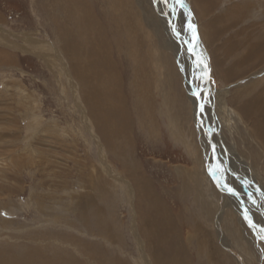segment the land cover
I'll return each mask as SVG.
<instances>
[{"label":"rangeland","instance_id":"rangeland-1","mask_svg":"<svg viewBox=\"0 0 264 264\" xmlns=\"http://www.w3.org/2000/svg\"><path fill=\"white\" fill-rule=\"evenodd\" d=\"M182 5L189 7L197 26L189 23L188 11H183L186 21L174 18L177 7L185 9ZM88 16L91 21L81 24V17ZM162 19H174L173 25ZM167 25L179 45H189V38L190 55L197 33L189 26L198 31L201 59L211 68L207 99V67L199 74L190 65L193 59L188 71L187 59L178 62L166 43ZM80 32L97 38L86 45L78 41L87 58L74 66V77L59 44L65 36L79 40ZM254 45L253 63L241 66ZM95 48L109 50L112 59L115 74L108 87L113 92L108 87L97 91L105 97L111 92L117 115L107 102L86 106L88 93L78 89L81 68L91 63L97 71L102 63L90 60ZM190 77L196 88L190 89ZM198 79L205 81L203 87ZM136 88H144L149 100L140 98ZM261 93L264 0H0V247L14 248L18 255L50 253V258L82 248L110 263L121 259L120 264H155L158 258L163 264H264V239L249 222L264 229V171L255 152L260 140L254 116L243 108ZM209 137L218 158L221 150L219 159L210 158ZM211 159L219 172L211 171ZM130 177L148 183L167 217L148 214L149 207L145 212L147 200L132 196ZM219 183L227 195H233L232 187L239 190L236 198L242 196L240 204L248 208L243 224L235 213L222 215ZM85 201L97 204L98 213L87 209ZM211 204L223 218L221 232ZM109 213L112 225H107ZM166 224L172 231L163 238ZM151 225L159 228L153 231Z\"/></svg>","mask_w":264,"mask_h":264},{"label":"bare ground","instance_id":"bare-ground-1","mask_svg":"<svg viewBox=\"0 0 264 264\" xmlns=\"http://www.w3.org/2000/svg\"><path fill=\"white\" fill-rule=\"evenodd\" d=\"M173 1V0H172ZM161 3H162V0H161ZM159 4V3H158ZM173 5L172 6H174V3H172ZM183 6V8H185L184 10H182L181 8H179V7H177L178 9H177V11L176 12H174V18H176V17H180V18H182L184 21H186L187 20V16H185V14H184V12L183 11H188V16L191 18V20L189 21V23H193V25L195 26L196 25V22H195V18L193 17V14L191 13V12H189V7L188 6H186V5H182ZM166 9V8H165ZM161 11V10H160ZM163 13V12H162ZM176 13H178V15H176ZM187 13V12H186ZM168 14V13H167ZM165 17V16H164ZM91 21V19H90V17L88 16V17H86V18H83V17H81V19H80V22H81V24H83V22H87V23H89ZM162 21L164 22V23H166L167 24V21H169L170 22V24H172L173 25V21H174V19H170V20H167V19H162ZM163 23V24H164ZM129 24H130V26H131V28L133 29V30H135V29H137L135 26H133V19H132V16H131V14H130V20H129ZM168 26V25H167ZM171 25H169L168 26V28L169 29H166V31L168 30V32H169V35L168 36H170V38L168 39L167 37H165L166 38V40H167V44L168 45H170V49H171V51H172V53H174V56L176 57V59L178 60V62L181 64L183 61L182 60H186V67L188 68V66L190 67V65L192 66V65H196V67L199 69V74H200V69H203L204 67H207V69H208V72H209V75L208 76H203V78L205 79L206 78V80H207V87H206V90H205V92H204V98L205 99H207V97H208V94H209V92H210V89H211V83H210V77H211V68H209V66L207 65H205V63H204V61L201 59V56H200V51L202 50V45L200 44L201 43V41H200V35L198 36V31L195 29V27H193L192 26V28H191V31L192 32H194V33H197V36H196V44H195V46L193 47L194 49H193V51H191V52H193V53H191V55H190V53H189V51L192 49V47H191V43H190V40H189V38L188 39H186V40H188L189 41V48L187 49V45L185 46V45H183V44H181V45H179L180 44V41H178L177 39H175V32L173 31V29H172V26L170 27ZM197 26V25H196ZM166 28V27H165ZM193 29H194V31H193ZM167 32V33H168ZM178 32V31H177ZM154 33H155V35L157 36L158 35V33H157V31H154ZM179 33V32H178ZM167 35V34H166ZM180 36H182V35H180ZM79 40H77V39H71V38H69L68 36H65L63 39H61L60 40V46L62 47V49H63V51L66 53V55H67V57H68V59H69V63H70V66H71V70H72V73H73V71H74V66H76V65H80L83 61H84V59L85 58H87L85 55H84V53L79 49V43L81 44V45H86L87 43H89L90 42V40L91 39H93V38H97V36L95 35V34H93V33H83V32H80L79 33ZM62 40H64L65 41V43L62 41ZM78 41H79V43H78ZM159 41L161 42V38H159ZM183 41V40H182ZM262 43V42H261ZM133 45L134 44H129L128 45V48H130L129 50L131 51V54H133V55H136L137 53H136V51H134L133 49H134V47H133ZM259 45V44H258ZM261 46V45H260ZM60 47V48H61ZM183 47V48H182ZM256 47H258V46H256V45H254V47L253 48H251L250 49V51L248 52V54H247V57H248V59H247V62L245 61V63L244 62H242V63H244L243 65H241V66H244V67H246L247 66V64L250 62V65L253 63V62H251V61H254V59L253 60H250L255 54H256ZM51 48V47H50ZM133 48V49H132ZM51 52V51H50ZM92 54H93V57H92V59H90V60H97V59H99V60H101L102 61V63L100 64V65H98L97 67H98V70L97 71H93V69H92V64L91 63H88V64H86L85 66H83L82 68H81V70H80V73L78 74V78H79V85H78V89H81V90H83V92H86V93H88V96L87 97H85V95H84V97L87 99V100H85L86 102L85 103H87V101H88V103L86 104V106L88 105V106H91V108L93 107H99V106H102V107H104L105 105H106V102L108 103V104H110V106H109V111H110V113L111 114H115V115H117V113H118V107H116V104H115V102L113 101V106H112V104H111V101L113 100H111V95H110V93L111 92H113V91H111L110 89H109V87L108 86H112L113 85V80H114V78H113V76H114V71L111 69V66L109 65V63L112 61V59L110 58V59H108L107 58V56L109 55V50H106V49H103V48H95V49H92ZM53 55V54H52ZM180 58V59H179ZM182 59V60H181ZM190 59L192 60L193 59V63L191 64L190 63V65L188 64V62H190ZM196 59H197V61H196ZM137 60H139L138 58H137ZM108 61V62H107ZM197 62L200 64V65H202V67L201 68H199V66H198V64H197ZM49 63V62H48ZM143 65H144V62H143ZM184 65V64H183ZM144 66H146V65H144ZM50 67V66H49ZM240 67V66H239ZM137 69V68H136ZM189 70V68L187 69V71ZM138 71V70H137ZM205 71V70H204ZM90 73H92V74H90ZM139 73V72H138ZM195 73V72H194ZM194 73L192 74V76L194 75ZM202 73H203V71H202ZM140 74V73H139ZM195 74H197L198 75V72L196 71V73ZM74 77L76 76L75 75V71H74ZM204 75V74H203ZM142 77V76H141ZM196 77V76H195ZM199 77V76H198ZM95 80V86H93V87H90V86H88V83H90V82H92V81H94ZM117 80V79H116ZM190 80H193V77H190L189 78V82H190ZM195 81H196V79H194ZM191 81L188 85H189V87H190V89L191 88H196V86H195V81ZM198 84H200V86H202L203 87V85H202V82L203 83H205V81L203 80V79H198ZM106 87H108V89L111 91V92H109L107 95H106V97L105 96H101L100 94H101V92H103V90H101V92H99V91H97V89L99 90V89H102V88H105L106 89ZM198 87V86H197ZM112 89V88H111ZM113 89H114V87H113ZM116 89V88H115ZM136 90L139 92V95H140V98H142L144 101H147V94H145V89L144 88H136ZM80 91V90H79ZM80 93V92H79ZM83 96V95H82ZM112 96H113V94H112ZM78 97V96H77ZM83 97V98H84ZM191 97L193 98V96H192V93H191ZM109 99L111 100V101H109ZM81 100H83V99H81ZM149 100V99H148ZM194 101H196L195 100V98L193 99ZM146 104H147V102H146ZM200 106H202L203 107V110H204V103L203 104H201ZM87 108V107H86ZM90 108V107H89ZM243 108H246V109H248V111H249V109H250V112L248 113L249 114V117H252V116H254V118H253V122L255 123L254 125L256 126V130H255V136L260 140V146L259 147H257L258 148V151H257V149H255V152H257V156L258 157H256V160L258 161V162H261V165H260V163H258V165H260L261 166V169L264 171V93H261V94H259V95H256L255 97H253L252 98V100L249 102V103H247L245 106H243ZM97 109V108H96ZM200 109H201V107H200ZM116 110H117V112H116ZM203 110H201V111H203ZM241 110V109H240ZM244 112V111H243ZM81 113H82V115L84 116V118L85 117H88L89 115L87 114V113H89V111H87L84 107H82V110H81ZM90 114V113H89ZM244 114V113H243ZM246 115V114H245ZM200 119H202L201 117H200ZM118 120H119V118H118ZM176 122V121H175ZM252 122V121H251ZM59 123V122H58ZM114 124H117V123H114ZM51 125H52V122H51ZM57 125V124H56ZM203 125V126H202ZM204 125L205 124H198V126H199V128H200V132L201 133H203V128H204ZM49 127V126H48ZM61 130V129H60ZM53 132V131H52ZM113 132V131H112ZM60 133V132H59ZM61 134V133H60ZM59 134V135H60ZM213 134H214V131H213ZM58 135V134H57ZM80 136V135H79ZM212 137V136H211ZM211 137H209V142H210V144H211V147H212V149H213V156L210 154V158L212 157V158H216L217 157V152H216V150H215V146L213 147V143L211 142ZM63 138V137H62ZM49 143V142H48ZM253 143L252 142H249V144H248V149L250 150V151H252L255 147H253ZM54 147V146H53ZM81 148V147H80ZM78 150V149H77ZM100 151H102V149L100 150ZM221 155H222V153H221V150H219V152H218V156H219V158L221 157ZM232 156H233V154H232ZM255 156V155H254ZM228 157H231V155L230 154H228ZM218 157H217V159H219ZM105 160V159H104ZM214 160V159H213ZM212 159H211V161H213ZM229 161H231V160H229ZM224 162H225V160H224ZM232 162H233V160H232ZM234 163V162H233ZM104 164L106 165V166H108L109 167V169H110V171H111V173H112V170H113V168L112 167H110V165L108 164V163H106V162H104ZM237 164V163H236ZM215 165V160H214V163H210L209 164V166H210V169H211V171L213 170V168H214V171H216V172H219L218 171V169L216 170V167L214 166ZM221 165V164H220ZM239 167V166H238ZM243 167V169H244V167L245 166H242ZM230 168V170L232 169L231 167H229ZM258 168H259V166H258ZM250 170V169H249ZM95 171V170H94ZM108 171V170H107ZM226 172V171H225ZM230 172V171H229ZM124 173V172H123ZM37 174V173H36ZM97 175H99V174H97ZM103 175V174H102ZM108 175H110V172H108ZM212 175V174H211ZM241 175V174H240ZM101 176V175H100ZM99 176V177H100ZM104 176H106V175H104ZM236 176H238V175H236L235 174V177ZM215 178H216V180H218L217 179V177L215 176ZM237 178V177H236ZM239 178V177H238ZM244 178V177H243ZM101 179V178H100ZM120 182L119 183H121L122 185H124V184H128L129 185V183H127L125 180H123L122 178H117ZM130 179H132V181H133V183L132 182H130L129 181V179H127L130 183H131V188H132V196H133V194L136 196V195H138L140 198H141V201H144V200H147V201H145V202H147L148 204H147V207L144 209L145 210V212L147 211V208L149 207V211L150 212H148V214L150 213V214H154V215H163V214H165L166 215V217H167V215H168V210L165 208V207H163V205H162V203H161V201L159 200V198L157 197V196H155L154 194H153V196L151 197V194L148 192V190L147 189H149V185H148V183L145 181V180H143V179H140V178H138V179H136L135 177H130ZM230 179V178H229ZM117 180V181H118ZM244 179H242L241 181H243ZM247 181V180H246ZM42 182V181H41ZM99 182V181H98ZM101 182V181H100ZM100 185H101V183H100ZM238 185H240V184H238ZM256 185V184H255ZM42 186V185H41ZM139 186H140V189L141 190H139ZM251 186L253 187L254 186V184L252 183L251 184ZM102 187V186H101ZM219 188H221L222 187V184L221 183H219V186H218ZM44 188V187H43ZM243 188H244V186H243ZM258 188V187H257ZM250 189V191H251V188H249ZM232 190L234 191V193L235 194H233V195H227V191H226V189L224 188V187H222V191L223 192H221L220 191V193H221V195L220 194H218L217 193V195L220 197V198H222L223 200H224V203H223V205H222V209H223V213H222V215L223 214H226L227 212H232V213H235L236 215H237V217L239 218L240 217V220H239V222L240 223H242L243 224V218L244 217H246V215L248 214V208L246 207V205H245V202H244V206L242 205V204H240V201L243 199V198H241L242 196H240V195H238V198H236V196H237V194H238V189H234L233 187H232ZM127 191H129V188L127 189ZM149 191H150V189H149ZM213 191H215L214 189H213ZM242 191H243V193L245 192V190H243L242 189ZM247 191V190H246ZM253 192V191H252ZM129 193V192H128ZM131 194V193H130ZM259 195H260V193H259ZM44 196V195H43ZM137 197V196H136ZM134 198V197H133ZM133 198H130V203H132V201H133ZM237 199V200H236ZM231 201H232V203H231ZM137 202V200H135L134 199V205H132V206H135V208L137 209V207H136V205H135V203ZM211 203V202H210ZM209 203V204H210ZM141 204V206H142V203H140ZM158 204H160V206L161 207H159V205ZM262 205V204H261ZM264 205V204H263ZM137 206L138 207H140V209H141V206H139L138 204H137ZM154 206V207H153ZM212 206H213V204H211L210 205V207H211V209H210V212H211V214H213V216H215L216 215V225L218 226V229H219V232H221L222 231V229H221V220H223V218H220L219 217V215H218V213H216L214 210H213V208H212ZM43 207H44V205H43ZM85 207H87V209H91L92 208V210L93 209H95L96 211H97V213H98V205L97 204H93V203H91V202H89ZM263 207V206H262ZM138 210V209H137ZM247 210V211H246ZM251 210V209H250ZM259 210H261L262 211V209H260L259 208ZM264 210V209H263ZM100 211H103V209L102 208H100ZM142 212H143V210H141ZM104 212V211H103ZM138 212H139V210H138ZM144 213V212H143ZM110 214L111 213H109V217H108V221L107 222H109V221H111L112 219H111V217H110ZM140 214V213H139ZM235 214H233V216H235ZM263 214V213H262ZM142 215V214H141ZM146 215V214H145ZM106 218V217H105ZM148 218V217H147ZM251 218V217H250ZM150 219V218H149ZM246 220V219H245ZM253 219H251V220H249V222L251 221V224L253 223V225H255V226H258V224L257 223H255L254 221H252ZM149 221V223H150V220H148ZM154 220H152V222H153ZM111 222H109L107 225H112V224H110ZM152 226V225H151ZM152 228H153V231H155L156 229H158L159 228V226H156V225H153L152 226ZM147 229H148V231H150L151 229L149 228V227H147ZM167 230V224L165 225V228H164V230H163V233L164 232H166V234H165V236L163 237V238H168L169 237V233L172 231H166ZM254 231V233L258 236V237H263V231H261V227L260 226H258V228H254L253 227V229H252V232ZM157 232V231H156ZM200 241H202V242H200V244H201V246L206 250V251H208V249H207V243L205 244V242H203V240L201 239ZM32 242V241H31ZM36 242V241H35ZM139 242V241H138ZM40 246V245H39ZM147 247V246H146ZM59 250V249H58ZM85 251H88V252H92V251H90L91 250V248H85L84 249ZM66 252H67V254L65 255V259L63 258V256H61L60 254H58V255H54V254H51V257L52 258H50V253H46L45 255H42L41 253H24V254H21V255H18V253H16L15 251H14V248H1L0 247V264H60L61 262L60 261H62V264H80L81 262H84V264H120L119 263V261H121V259L117 262V261H113L112 263H110L108 260H106V258H104V257H102V256H93L92 254H90V253H84L83 252V249L82 248H79V250H77V251H75V253H73V252H70V251H67L66 250ZM89 254H90V256H89ZM161 253H159V255H160ZM75 255V256H74ZM214 255V254H213ZM160 257V256H159ZM227 257V256H226ZM62 258H63V260H62ZM93 258H95V261L93 262L92 261V259ZM149 257H147V259H148ZM74 259H76L77 260V262H75V261H73ZM224 259V258H223ZM230 259V258H229ZM66 261H67V263H66ZM86 261V262H85ZM183 261V260H182ZM228 261V260H227ZM173 263V262H172ZM184 263H186V262H184ZM184 263H182V264H184ZM83 264V263H82ZM123 264H126V263H123ZM155 264H163L162 262H161V260H160V258H158V260H156L155 261ZM164 264H167V262H165L164 261ZM178 264V263H177ZM187 264V263H186Z\"/></svg>","mask_w":264,"mask_h":264},{"label":"snow or ice","instance_id":"snow-or-ice-1","mask_svg":"<svg viewBox=\"0 0 264 264\" xmlns=\"http://www.w3.org/2000/svg\"><path fill=\"white\" fill-rule=\"evenodd\" d=\"M178 2H181V0H178ZM189 27L192 28L191 25ZM193 31H194V29H193ZM177 35H179V33H177ZM201 110H203L202 106H201ZM229 191H231V189H229ZM233 194H235V193H233ZM250 223H251V221H250ZM253 227H254V225H253ZM261 231H264V229H262ZM262 239H264V237H262Z\"/></svg>","mask_w":264,"mask_h":264},{"label":"crops","instance_id":"crops-1","mask_svg":"<svg viewBox=\"0 0 264 264\" xmlns=\"http://www.w3.org/2000/svg\"><path fill=\"white\" fill-rule=\"evenodd\" d=\"M90 201H85L84 202V205L86 206ZM86 215V214H85Z\"/></svg>","mask_w":264,"mask_h":264}]
</instances>
